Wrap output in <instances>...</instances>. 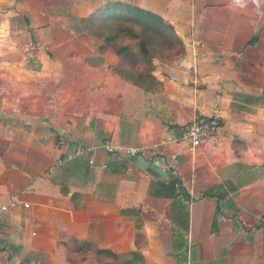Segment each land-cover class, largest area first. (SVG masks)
<instances>
[{
    "label": "crops",
    "instance_id": "crops-1",
    "mask_svg": "<svg viewBox=\"0 0 264 264\" xmlns=\"http://www.w3.org/2000/svg\"><path fill=\"white\" fill-rule=\"evenodd\" d=\"M118 5L180 41L149 87L90 35ZM0 264H264V0H0Z\"/></svg>",
    "mask_w": 264,
    "mask_h": 264
},
{
    "label": "trees",
    "instance_id": "trees-1",
    "mask_svg": "<svg viewBox=\"0 0 264 264\" xmlns=\"http://www.w3.org/2000/svg\"><path fill=\"white\" fill-rule=\"evenodd\" d=\"M116 7L105 9L107 14H102L101 21L93 16L90 35L102 41L101 51L109 48L119 57L123 67L116 70L121 77L136 86L149 87L153 82L152 56L161 57L181 45L180 41L159 17L126 5Z\"/></svg>",
    "mask_w": 264,
    "mask_h": 264
},
{
    "label": "built area",
    "instance_id": "built-area-1",
    "mask_svg": "<svg viewBox=\"0 0 264 264\" xmlns=\"http://www.w3.org/2000/svg\"><path fill=\"white\" fill-rule=\"evenodd\" d=\"M216 98L210 115L204 119L193 120L184 133V139L189 141L191 149L200 146L209 135L218 132L222 127L221 96L218 94ZM162 144H164V142H162ZM101 148L106 154L118 155L126 158L134 157L141 152L140 149L122 148L113 146L110 143L103 144ZM92 151H94V148L81 146L73 154H70L69 158H76ZM19 201L17 196H11L9 204L16 205ZM6 210V206L1 207L2 212Z\"/></svg>",
    "mask_w": 264,
    "mask_h": 264
},
{
    "label": "clouds",
    "instance_id": "clouds-1",
    "mask_svg": "<svg viewBox=\"0 0 264 264\" xmlns=\"http://www.w3.org/2000/svg\"><path fill=\"white\" fill-rule=\"evenodd\" d=\"M261 2H262V0H253V3H256L257 5H259ZM233 3L235 5L243 7L246 5L247 0H233Z\"/></svg>",
    "mask_w": 264,
    "mask_h": 264
},
{
    "label": "rangeland",
    "instance_id": "rangeland-1",
    "mask_svg": "<svg viewBox=\"0 0 264 264\" xmlns=\"http://www.w3.org/2000/svg\"><path fill=\"white\" fill-rule=\"evenodd\" d=\"M102 14H103V12H99V13H97V14L95 15V18H97L99 21H101V20H102Z\"/></svg>",
    "mask_w": 264,
    "mask_h": 264
}]
</instances>
